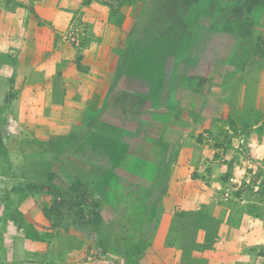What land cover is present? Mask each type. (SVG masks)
I'll return each instance as SVG.
<instances>
[{"label":"rangeland","instance_id":"1","mask_svg":"<svg viewBox=\"0 0 264 264\" xmlns=\"http://www.w3.org/2000/svg\"><path fill=\"white\" fill-rule=\"evenodd\" d=\"M0 264H264V0H0Z\"/></svg>","mask_w":264,"mask_h":264},{"label":"crops","instance_id":"2","mask_svg":"<svg viewBox=\"0 0 264 264\" xmlns=\"http://www.w3.org/2000/svg\"><path fill=\"white\" fill-rule=\"evenodd\" d=\"M181 91V90H180ZM77 93L78 94H81V93H79V91L77 90ZM107 131H111L112 133H114V134H116V136H118V138H120L122 135H120V133H119V130H117V129H115V128H111L110 126H107ZM117 133H119V135L117 134ZM122 133V132H121ZM121 138H124L123 136L121 137ZM171 240L172 239H168V240H166L165 241V244L166 245H169L170 243H171ZM180 249V248H179ZM165 250L167 251V254L168 255H170V251L171 252H174V251H172V249L169 247V248H165ZM181 250V249H180ZM181 252V251H180Z\"/></svg>","mask_w":264,"mask_h":264},{"label":"trees","instance_id":"3","mask_svg":"<svg viewBox=\"0 0 264 264\" xmlns=\"http://www.w3.org/2000/svg\"><path fill=\"white\" fill-rule=\"evenodd\" d=\"M260 4H261L260 1H256V2H255V5H260ZM244 5H245V6H244V8H245L244 10H246V11H250V10H251V6H252V5H250V6L248 7V1H247ZM242 9H243V8H240L239 11H241ZM239 11H238V12H239ZM240 16H242V15H241V14L237 15V17H240Z\"/></svg>","mask_w":264,"mask_h":264}]
</instances>
